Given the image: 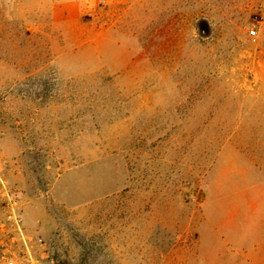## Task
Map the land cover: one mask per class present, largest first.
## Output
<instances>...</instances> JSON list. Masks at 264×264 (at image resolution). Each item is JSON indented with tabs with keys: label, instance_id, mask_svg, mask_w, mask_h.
I'll return each instance as SVG.
<instances>
[{
	"label": "rangeland",
	"instance_id": "374dc122",
	"mask_svg": "<svg viewBox=\"0 0 264 264\" xmlns=\"http://www.w3.org/2000/svg\"><path fill=\"white\" fill-rule=\"evenodd\" d=\"M0 264H264V0H0Z\"/></svg>",
	"mask_w": 264,
	"mask_h": 264
},
{
	"label": "built area",
	"instance_id": "2783aa9c",
	"mask_svg": "<svg viewBox=\"0 0 264 264\" xmlns=\"http://www.w3.org/2000/svg\"><path fill=\"white\" fill-rule=\"evenodd\" d=\"M255 32H256V30H255V26L253 25V26L250 28L249 33H250L251 35H254Z\"/></svg>",
	"mask_w": 264,
	"mask_h": 264
}]
</instances>
